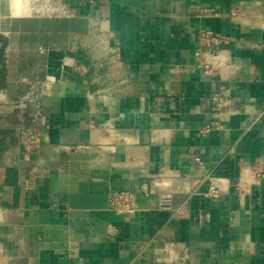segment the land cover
<instances>
[{
	"label": "crops",
	"instance_id": "0c3cea01",
	"mask_svg": "<svg viewBox=\"0 0 264 264\" xmlns=\"http://www.w3.org/2000/svg\"><path fill=\"white\" fill-rule=\"evenodd\" d=\"M64 1L79 16L0 29V264H264V0ZM99 15L116 51L101 67ZM202 30L229 38L212 76L194 66ZM29 83L49 87L31 153ZM120 190L129 217L108 208Z\"/></svg>",
	"mask_w": 264,
	"mask_h": 264
},
{
	"label": "built area",
	"instance_id": "2783aa9c",
	"mask_svg": "<svg viewBox=\"0 0 264 264\" xmlns=\"http://www.w3.org/2000/svg\"><path fill=\"white\" fill-rule=\"evenodd\" d=\"M7 7L5 17L11 19H70L79 16L75 8L70 6L64 0H3ZM89 7L101 6L107 0H80ZM103 17L92 22L91 30L93 31L94 42L90 46L91 51L98 50V65L101 67L104 56H115V46L110 44L111 36L104 30L100 21ZM199 46L193 50L195 68L207 76H212L217 71L215 58L219 52L228 44L229 38L215 33L211 30H202L199 32ZM42 88H49L46 84L29 83L24 99L28 104L29 110L25 120L19 122L16 131L19 142L24 151L31 153L39 147L41 133L48 128L47 112L41 103V98L45 94ZM224 87H220L211 95V103L214 110H218L225 105L227 100L224 97ZM217 125L211 122L205 125L200 131L207 133L213 126ZM256 176L264 175V168L255 172ZM211 197L219 195L217 186L211 187L209 194ZM135 194L130 191L120 190L112 191L108 196V208L110 211L123 217L133 215L137 209Z\"/></svg>",
	"mask_w": 264,
	"mask_h": 264
},
{
	"label": "water",
	"instance_id": "95a60500",
	"mask_svg": "<svg viewBox=\"0 0 264 264\" xmlns=\"http://www.w3.org/2000/svg\"><path fill=\"white\" fill-rule=\"evenodd\" d=\"M6 42L0 38V91L6 88L5 84V63H4V50Z\"/></svg>",
	"mask_w": 264,
	"mask_h": 264
},
{
	"label": "bare ground",
	"instance_id": "6f19581e",
	"mask_svg": "<svg viewBox=\"0 0 264 264\" xmlns=\"http://www.w3.org/2000/svg\"><path fill=\"white\" fill-rule=\"evenodd\" d=\"M7 20H10L8 17H0V29L3 31L6 25ZM7 34V33H6Z\"/></svg>",
	"mask_w": 264,
	"mask_h": 264
},
{
	"label": "rangeland",
	"instance_id": "374dc122",
	"mask_svg": "<svg viewBox=\"0 0 264 264\" xmlns=\"http://www.w3.org/2000/svg\"><path fill=\"white\" fill-rule=\"evenodd\" d=\"M54 66V64L52 65V67Z\"/></svg>",
	"mask_w": 264,
	"mask_h": 264
}]
</instances>
